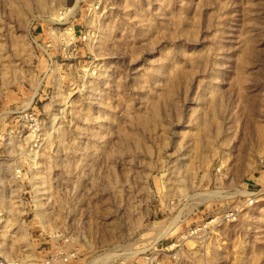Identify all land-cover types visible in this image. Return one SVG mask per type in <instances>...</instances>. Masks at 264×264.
<instances>
[{
    "label": "rangeland",
    "instance_id": "rangeland-1",
    "mask_svg": "<svg viewBox=\"0 0 264 264\" xmlns=\"http://www.w3.org/2000/svg\"><path fill=\"white\" fill-rule=\"evenodd\" d=\"M0 184L33 261L264 264V0H0Z\"/></svg>",
    "mask_w": 264,
    "mask_h": 264
},
{
    "label": "bare ground",
    "instance_id": "bare-ground-1",
    "mask_svg": "<svg viewBox=\"0 0 264 264\" xmlns=\"http://www.w3.org/2000/svg\"><path fill=\"white\" fill-rule=\"evenodd\" d=\"M199 153H200V150H199ZM38 157H39V150L35 149L32 151L31 157L29 158L31 161L30 168L33 171L32 177H31V184L34 188L33 191L35 192V196L33 200L35 206H38L39 201H40L38 200V190L40 189V187H38L39 186L38 185ZM0 186L2 187L1 189H3L1 193L2 196L0 197V202H1L0 205L2 207V211L0 213V254L4 257H8L9 254L7 251L10 249L16 250L15 244L19 243V244H22L21 246L23 247L24 252L23 254H21V256L20 255L17 256L19 257L18 259H21L27 263H33L34 259H32V256L27 253L28 248L23 246V244L25 245L24 242L26 239V233L24 232V229H23L24 222L20 221L18 223L17 221V216L23 214L21 212L22 205L19 203L18 200H16L17 197H16V194H14L15 189H10V188L8 189V187L5 188V186L1 184ZM134 253L135 252L133 253L129 252L128 254L133 255ZM107 255L109 256L110 254H107ZM107 255L104 256L103 258L101 257L100 259L101 261H99V263L107 262L106 260L110 259V257L114 258L116 256V255H111L108 258Z\"/></svg>",
    "mask_w": 264,
    "mask_h": 264
},
{
    "label": "built area",
    "instance_id": "built-area-1",
    "mask_svg": "<svg viewBox=\"0 0 264 264\" xmlns=\"http://www.w3.org/2000/svg\"><path fill=\"white\" fill-rule=\"evenodd\" d=\"M38 135L36 136V133L34 136H31L32 139H36ZM38 143V140L37 142ZM37 145V144H36ZM36 145L34 147H36ZM17 172V178H20L19 171ZM53 263V258L50 257H45L43 259H40L39 261H34L33 263H27L21 259L15 258V257H4L0 254V264H52Z\"/></svg>",
    "mask_w": 264,
    "mask_h": 264
}]
</instances>
